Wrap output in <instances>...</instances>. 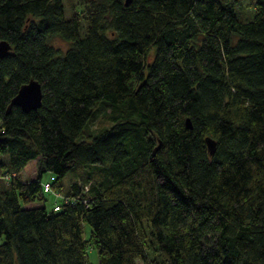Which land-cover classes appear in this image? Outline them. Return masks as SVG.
<instances>
[{
	"label": "trees",
	"instance_id": "trees-1",
	"mask_svg": "<svg viewBox=\"0 0 264 264\" xmlns=\"http://www.w3.org/2000/svg\"><path fill=\"white\" fill-rule=\"evenodd\" d=\"M64 2L0 0V264H264V0Z\"/></svg>",
	"mask_w": 264,
	"mask_h": 264
},
{
	"label": "rangeland",
	"instance_id": "rangeland-1",
	"mask_svg": "<svg viewBox=\"0 0 264 264\" xmlns=\"http://www.w3.org/2000/svg\"><path fill=\"white\" fill-rule=\"evenodd\" d=\"M65 8L67 10V14L70 15L71 14V7L72 5L76 4L77 6L79 7H82L80 6L81 3H80V0H65ZM54 46L63 50V51H66L69 47H70V44L69 43H66L60 39H56L54 40L53 42ZM110 126V122L104 118V115H99L92 123L91 125V128L90 130L93 131V132H98L100 131L101 129L103 128H107ZM9 159L8 155H0V162H7ZM37 165V162L36 161H33L31 163H29L27 165V168L25 169L24 173H23V177L25 180H28L30 178H34V174L36 173V166ZM80 173V172H79ZM77 175V174H76ZM83 173H80L79 177L82 176ZM77 178V176H75L74 174L72 173H69L67 175V177L65 178L64 182L66 185H69V182L70 181H75V179ZM53 179H55V175L54 174H47L45 175V177L43 178V182H50L52 181ZM54 194H47L46 195V201H45V206L47 208L48 211H52L53 208H54ZM58 199V198H56ZM42 205V204H41ZM90 227L87 226L86 228V233H87V236H89L90 234ZM89 261L91 262V264H99V256L97 254V252L94 250V249H90L89 252ZM139 264H143V263H139Z\"/></svg>",
	"mask_w": 264,
	"mask_h": 264
},
{
	"label": "water",
	"instance_id": "water-1",
	"mask_svg": "<svg viewBox=\"0 0 264 264\" xmlns=\"http://www.w3.org/2000/svg\"><path fill=\"white\" fill-rule=\"evenodd\" d=\"M131 0H126V5H128ZM11 46L5 41L0 42V59L9 54ZM43 100V91L41 84L38 81L31 80L28 84L23 85L17 95L11 102L12 106H18L25 112H30L37 110L41 107ZM186 126L191 128L190 122L186 120ZM205 143L210 155L215 151V143L210 138L205 139Z\"/></svg>",
	"mask_w": 264,
	"mask_h": 264
},
{
	"label": "built area",
	"instance_id": "built-area-1",
	"mask_svg": "<svg viewBox=\"0 0 264 264\" xmlns=\"http://www.w3.org/2000/svg\"><path fill=\"white\" fill-rule=\"evenodd\" d=\"M51 189H52V187H51V184H50V183H46V184H44V191H45L46 193L51 192ZM55 197L58 198V199H62V198H63V197H62L61 195H59V194H56ZM59 210H60V206H59L58 204H55L54 211H59Z\"/></svg>",
	"mask_w": 264,
	"mask_h": 264
},
{
	"label": "crops",
	"instance_id": "crops-1",
	"mask_svg": "<svg viewBox=\"0 0 264 264\" xmlns=\"http://www.w3.org/2000/svg\"><path fill=\"white\" fill-rule=\"evenodd\" d=\"M24 171H25V170H24ZM23 173H24V172H23ZM35 174H36V173H35ZM35 174H34V175H35Z\"/></svg>",
	"mask_w": 264,
	"mask_h": 264
}]
</instances>
